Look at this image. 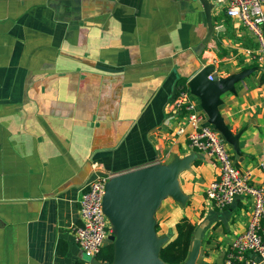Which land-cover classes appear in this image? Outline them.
<instances>
[{
    "label": "crops",
    "instance_id": "1",
    "mask_svg": "<svg viewBox=\"0 0 264 264\" xmlns=\"http://www.w3.org/2000/svg\"><path fill=\"white\" fill-rule=\"evenodd\" d=\"M205 1L0 0V264H91L72 230L87 184L185 158L182 200L160 202L155 237L167 243L186 218L201 229V264H223L247 202L206 199L217 167L188 147L173 102L203 70L240 76L218 96L231 141L220 136L264 188V70L239 22Z\"/></svg>",
    "mask_w": 264,
    "mask_h": 264
},
{
    "label": "built area",
    "instance_id": "2",
    "mask_svg": "<svg viewBox=\"0 0 264 264\" xmlns=\"http://www.w3.org/2000/svg\"><path fill=\"white\" fill-rule=\"evenodd\" d=\"M224 9L225 15L239 22L256 45L255 59L264 70V0H208ZM207 80L215 82L209 75ZM189 89L181 91L173 105L184 111V124L191 129L188 147L215 162L217 178L204 190L206 199L217 209L231 205L236 199L247 202L248 222L245 230L230 243L223 264H263L264 239L260 233L264 221V188L251 183L249 171L240 170L232 160L222 137L207 123L205 113L197 105ZM184 133V127L177 131ZM264 166V163L262 164ZM110 175L89 182L79 199V224L72 230L75 242L88 258H96L109 236L110 226L102 209L105 185Z\"/></svg>",
    "mask_w": 264,
    "mask_h": 264
},
{
    "label": "water",
    "instance_id": "3",
    "mask_svg": "<svg viewBox=\"0 0 264 264\" xmlns=\"http://www.w3.org/2000/svg\"><path fill=\"white\" fill-rule=\"evenodd\" d=\"M206 4V1L203 0ZM209 38L212 26L209 23ZM210 69L201 71L188 82V89L197 97L200 107L214 129L228 141L231 138L217 111L218 96L229 89L240 76L209 82ZM189 164L188 158L174 159L167 165H150L126 174L110 177L105 185L102 209L112 230L111 264H165L159 258L163 239L155 237L152 215L165 197L181 201L177 174ZM201 229L193 236V247L183 264H201L204 250L199 247ZM96 261V262H95ZM91 264H104L91 259ZM264 264V262H263Z\"/></svg>",
    "mask_w": 264,
    "mask_h": 264
},
{
    "label": "trees",
    "instance_id": "4",
    "mask_svg": "<svg viewBox=\"0 0 264 264\" xmlns=\"http://www.w3.org/2000/svg\"><path fill=\"white\" fill-rule=\"evenodd\" d=\"M195 231V226L188 219L182 218L175 225L174 238L160 248V260L165 264H183L188 258ZM113 257V243L108 241V244L104 245L96 256V260L104 264H111Z\"/></svg>",
    "mask_w": 264,
    "mask_h": 264
},
{
    "label": "rangeland",
    "instance_id": "5",
    "mask_svg": "<svg viewBox=\"0 0 264 264\" xmlns=\"http://www.w3.org/2000/svg\"><path fill=\"white\" fill-rule=\"evenodd\" d=\"M84 260H85L86 262H90V261H91V258H88V257L84 256Z\"/></svg>",
    "mask_w": 264,
    "mask_h": 264
}]
</instances>
